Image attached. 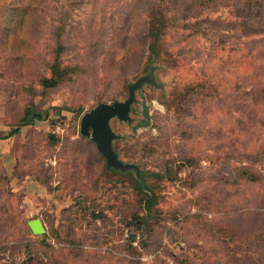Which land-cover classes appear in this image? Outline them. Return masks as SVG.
Segmentation results:
<instances>
[{
    "label": "rangeland",
    "instance_id": "374dc122",
    "mask_svg": "<svg viewBox=\"0 0 264 264\" xmlns=\"http://www.w3.org/2000/svg\"><path fill=\"white\" fill-rule=\"evenodd\" d=\"M239 1L0 0V264H264V36ZM139 80L149 125L110 119L137 169L107 167L80 118Z\"/></svg>",
    "mask_w": 264,
    "mask_h": 264
},
{
    "label": "water",
    "instance_id": "95a60500",
    "mask_svg": "<svg viewBox=\"0 0 264 264\" xmlns=\"http://www.w3.org/2000/svg\"><path fill=\"white\" fill-rule=\"evenodd\" d=\"M142 81V79H141ZM140 80L128 86V96L123 101H113L112 103L100 102L95 107L86 111L80 118L79 130L82 135L90 137L95 143L97 150L106 157L107 163L116 167H125L112 148L111 142L117 135L111 130L110 119L117 117L120 120H129V112L142 114L144 121H137L133 125V132L139 126L146 127L150 123V112L148 106L136 110L134 102V89L140 85ZM28 226L33 234H43L45 227L39 218L28 220Z\"/></svg>",
    "mask_w": 264,
    "mask_h": 264
},
{
    "label": "trees",
    "instance_id": "16d2710c",
    "mask_svg": "<svg viewBox=\"0 0 264 264\" xmlns=\"http://www.w3.org/2000/svg\"><path fill=\"white\" fill-rule=\"evenodd\" d=\"M239 3L241 5H239L237 7H234V9L236 8L237 13H239L238 16L242 18L241 19L242 22L240 24H242V25L244 23L246 24L249 21V19L253 17L255 21L256 20L258 21L257 24L260 25L259 28H256V29H251L250 26H247L246 31H244L242 33V35L247 36V35H251V34H253V35H255V34H261V35L264 36V0H240ZM235 15L237 16L236 12H235ZM149 28H150V31H149L150 35H152L153 37H155L157 35L158 31L157 32H152L150 25H149ZM253 42H255V41H253ZM250 43H252V42H250ZM252 47L253 46L250 45V48H252ZM149 48H151V46ZM252 52H253V49H251L249 51V53H252ZM150 53L153 55L154 54V51L151 49ZM143 80H145V79H143ZM45 82L48 83L47 85H51V83H53V81L50 80V79H46ZM26 114H27V112L20 119L19 124H27V122H28L29 119H27L25 117ZM15 129L16 130H14L13 133H15L17 131V128H15ZM105 159H106V157H105ZM123 164H125V167H123V168L116 167L114 165L108 164L107 163V159H106V165H107V167H113V168L120 169V170H126V169H135L136 170L137 169V166L134 165V164H131V163H123Z\"/></svg>",
    "mask_w": 264,
    "mask_h": 264
}]
</instances>
